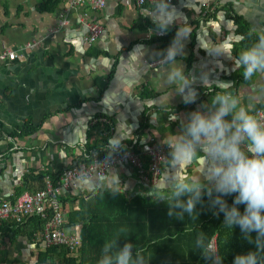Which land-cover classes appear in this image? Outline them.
I'll return each mask as SVG.
<instances>
[{
	"label": "crops",
	"instance_id": "0c3cea01",
	"mask_svg": "<svg viewBox=\"0 0 264 264\" xmlns=\"http://www.w3.org/2000/svg\"><path fill=\"white\" fill-rule=\"evenodd\" d=\"M155 6L146 5L143 14L131 0H108L102 10L72 7L70 0H0V54L6 45L21 56L15 61L0 59V203L24 183L27 189L22 193L43 190L47 181L60 183L65 170L84 163L86 145L92 148V157L100 152L106 155V141L115 135L117 122L126 121L132 128L133 135L123 141V147L140 152L143 141L151 136L161 144L172 143L180 126L170 116L176 111L180 120L186 119L189 112L203 110L201 105L218 91L232 92L251 112L264 106V73L245 80L233 67V58L264 31V0H175L171 4L191 32L177 63H183L186 74L197 78L193 87L198 98L192 104H184L175 86L163 83L169 65H153L162 59L157 53L169 45L164 43L168 32L158 36L150 31ZM90 20L99 22L103 33L86 45L84 24ZM244 27L246 37L252 35L251 43H246ZM176 28L170 30L176 32ZM229 50L232 57L210 53ZM205 74L210 84L203 86ZM94 119L99 121L94 124ZM27 121L41 128L33 135L12 138ZM205 163L199 152L179 168L169 158L154 186L142 182L127 165L111 169L120 176L122 185L116 188L97 175L87 183L78 181L61 198L65 199L61 201L64 226L68 233L74 232L75 227L73 231L67 227L70 211H82V202L87 207L94 202L98 222L91 224L95 228L92 245L74 256L78 263L97 264L106 242L118 238L123 245L132 229H137L134 225L140 219L135 210L119 216L113 211L115 204L135 203L152 187L158 196L168 197L171 188L160 191L155 185L171 183L177 175L203 181ZM33 174L43 176L45 184L24 178ZM146 197L160 207V217L167 215L173 201ZM27 221L21 227L10 220L0 224V264H38L47 248L38 240L45 225L34 233L36 228ZM165 224L166 230L174 228L172 223ZM129 239L146 264H160L154 259L159 252L165 254L161 260L171 258L170 247L143 249Z\"/></svg>",
	"mask_w": 264,
	"mask_h": 264
},
{
	"label": "clouds",
	"instance_id": "9594fccd",
	"mask_svg": "<svg viewBox=\"0 0 264 264\" xmlns=\"http://www.w3.org/2000/svg\"><path fill=\"white\" fill-rule=\"evenodd\" d=\"M149 19L153 24V29H150L153 34L164 35L172 26H177L168 47L157 53L162 57L160 61L169 65L162 81L165 85L175 86L176 95L182 98L184 104L195 103L198 93L193 85L197 78L186 74L183 63H177V57L184 52L185 41L191 37L186 22L178 17L171 0H157ZM210 53L232 57L230 50ZM233 67L241 72L245 80L256 73H264V31L259 32L251 46L242 49L233 58ZM201 83L203 86L210 84L206 74ZM201 109L189 112L184 120H180L176 111L170 116L171 122L179 121L180 132L168 144V157L172 166L179 168L196 158L198 152L202 153L206 158L203 181L177 175L171 183L155 185L160 191L171 188L170 196H158L153 187L146 192V196L157 202L165 199L173 201L168 207L169 217L176 210L179 214L191 215L196 211L197 204L207 197L214 214H223V224L239 227L244 238L255 245L254 251L236 255L232 264H264V119L258 118L228 90L218 91L210 102L201 105ZM114 127L115 135L106 141V161L121 150L124 140L133 135L126 121L117 122ZM104 172L101 179L107 180L110 187L122 185L118 172ZM79 179L81 183L88 181L84 174ZM232 194L235 196L229 205L225 197ZM240 205L244 206L243 211ZM252 233L256 234L255 237ZM195 243L206 259L213 260V264H221L223 259L202 234ZM97 264H146V261L131 242L121 245L119 241H113L104 244Z\"/></svg>",
	"mask_w": 264,
	"mask_h": 264
},
{
	"label": "trees",
	"instance_id": "16d2710c",
	"mask_svg": "<svg viewBox=\"0 0 264 264\" xmlns=\"http://www.w3.org/2000/svg\"><path fill=\"white\" fill-rule=\"evenodd\" d=\"M243 29L244 37H246L248 33L246 32L245 27ZM174 36V30L168 31L166 37L164 38V43L167 45L170 44ZM246 39V43H251L253 41L252 35H249L248 37H246ZM259 108H264V106ZM40 128L41 126H35L32 121H27L23 126L18 127L11 137L16 138L33 135L37 133ZM95 152L99 153L98 151ZM93 153L94 152H92V148L86 145L84 147L82 161L84 163H90L94 158L92 157ZM98 156L102 157L105 155L100 152ZM24 178L32 179L34 181L42 180L41 182L45 184V179L41 175H25ZM54 182L57 181L54 180ZM26 189L27 184L24 183L22 187H19L15 190L10 199L14 200ZM234 196L235 194L225 197L229 205L232 204ZM64 200L65 199H62L61 201ZM149 201H151V199H148L146 196H140L139 201H135V203L124 201L121 202V204H115L113 206V211H116L115 213L119 216H124L130 215L135 210V214H137L138 219H140L134 225L137 226V229H132L130 235L127 236V240L130 238L129 240L135 241L139 245V247H142L143 249H150L152 247L155 248L156 251H161L166 247L172 248V252L168 253V256H171V258L168 257L167 259L161 260L165 256V254L159 252V254L157 255L158 258H154L156 259L157 263L213 264V260L206 259L201 254V250L196 246V239L201 234L209 243H211L213 239H216L217 252L223 259L221 264H232L233 259L236 255L255 250V245L250 244L244 238L243 234L240 232L239 227L232 228L223 224V214H214V210L211 208L207 197H204L201 203L197 204V212L194 211L191 215H189V220L186 213L177 214L175 212L171 217H169L168 215L160 217L157 214V210L160 209V207L153 206ZM83 205L84 203L82 202L83 210L80 212L74 211V209L70 211V220L67 227L72 229L71 231H73L75 225H83L81 237L83 241L82 249L84 251L86 247H90L92 245V240L94 238L93 233L95 231V228H93L92 226L94 224H98V222L95 220L93 207L94 202H91L89 204V207ZM239 207L240 210L243 211L244 206L240 205ZM175 217L179 219V221H176ZM46 222L47 220H43L39 216H33L28 219L26 224H33L36 228L34 229L35 233L37 231H40ZM165 222L172 223L174 228L166 230ZM92 223L93 225L91 226ZM22 225L23 224L15 223L14 226L21 227ZM97 234L99 237L101 236V239L102 232L99 230ZM251 235L255 237L256 234L252 233ZM106 238L109 239L110 237ZM127 240H125V242H130ZM112 241L120 242V239L112 238ZM56 255L60 257L58 260L55 259ZM78 262L79 260L75 258L74 255H72L66 248L58 246L47 247L45 252H42L38 258V264H79Z\"/></svg>",
	"mask_w": 264,
	"mask_h": 264
},
{
	"label": "built area",
	"instance_id": "2783aa9c",
	"mask_svg": "<svg viewBox=\"0 0 264 264\" xmlns=\"http://www.w3.org/2000/svg\"><path fill=\"white\" fill-rule=\"evenodd\" d=\"M72 7L87 6L90 9L102 10L106 7L108 0H70ZM136 7L144 14V7L148 4H157V0H131ZM175 0H171V4ZM213 11V8L209 10ZM81 20H84L82 18ZM85 22V21H83ZM86 35L85 44L92 45L103 33V26L94 20L85 22ZM165 35V34H164ZM158 36H163L159 35ZM34 46V44L29 45ZM18 56L17 51L4 45L0 54V59L15 61ZM164 62L158 60L153 65H160ZM258 118L264 119V108H259L255 112ZM99 120L94 119L96 124ZM105 122H107L105 120ZM168 145L161 144L155 137H150L143 141L141 151L137 152L131 147H122L111 159L105 160V156H95L90 163H80L72 169H67L61 176V182L53 184L47 181V186L43 190L33 193H22L14 200L7 199L0 203V224L5 221H14L17 224L24 223L33 216H39L47 220L42 233L39 235V242L46 247L58 246L66 248L72 255H78L83 246L81 237V224L75 226L73 233H68L64 227L66 221L62 213L61 198L67 194L71 187L80 181L82 174L91 178L93 175L102 177L104 171H109L118 165L132 167L138 174L142 182L146 184L157 182L161 168L169 161ZM211 244L217 251L216 239Z\"/></svg>",
	"mask_w": 264,
	"mask_h": 264
},
{
	"label": "bare ground",
	"instance_id": "6f19581e",
	"mask_svg": "<svg viewBox=\"0 0 264 264\" xmlns=\"http://www.w3.org/2000/svg\"><path fill=\"white\" fill-rule=\"evenodd\" d=\"M112 122V121H111ZM110 124V123H109ZM100 125V124H99ZM106 126V124H104ZM95 127V126H94ZM99 127V126H98ZM105 129H107V127H105ZM104 129V130H105ZM108 130V129H107ZM102 131V130H101ZM105 135V134H104ZM102 136V135H101ZM105 139V138H104ZM141 147V146H140ZM71 169V168H70ZM64 173V172H63ZM65 227V226H64ZM42 233V232H41ZM40 235V234H39ZM39 237V236H38Z\"/></svg>",
	"mask_w": 264,
	"mask_h": 264
}]
</instances>
